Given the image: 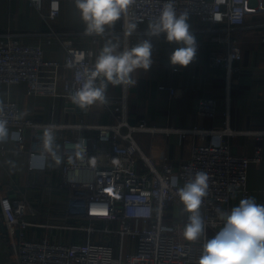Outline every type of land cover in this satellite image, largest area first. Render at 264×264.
Instances as JSON below:
<instances>
[{"label":"built area","instance_id":"1","mask_svg":"<svg viewBox=\"0 0 264 264\" xmlns=\"http://www.w3.org/2000/svg\"><path fill=\"white\" fill-rule=\"evenodd\" d=\"M28 1L38 11H43L45 0ZM167 2L135 0L129 6L127 15L121 17L122 50L135 45L131 40L133 34L157 17ZM173 3L178 14L186 12L188 16L212 25L225 24L219 29L226 36L224 52L213 54L212 61L227 70L229 103L232 77L239 71L234 68V62L242 58L239 46L230 35L234 30L244 28L250 17L264 14V0H173ZM49 4V13L43 17L53 21L60 15V0H49ZM127 23L137 25L131 35L126 33ZM61 42L66 50L63 65L45 61L40 45L24 44L16 36L1 40L0 83L9 86L25 83L30 96L63 97L71 101V94L82 83L77 80V75L93 66L94 53L75 48L70 40ZM77 56L83 59L77 62ZM70 62L71 68L67 66ZM62 66L72 70L71 78L62 77L59 71ZM133 88L134 85H121L118 96L106 97L104 104L113 108L115 124L95 126L97 135L94 137L78 135L63 141V177L71 190L66 211L70 223L47 226L56 231L52 237L29 239L32 223L25 218L26 200L13 202L7 196L0 198L11 246L10 264H197L206 232L223 227L224 221L218 210L229 211L230 202L236 195L247 198L248 170L252 163L261 160V148L247 157L233 154L226 142L205 143L208 137L229 136L232 131L227 128L220 131L200 126L160 129L149 126L144 120L132 124L129 103ZM159 89L168 90L172 97L178 94L172 87L160 86ZM82 109L86 114L90 112L89 107ZM218 111L215 99H200L196 103L197 115L202 119H214ZM0 118L7 120V138L19 143L24 142L27 131H31V137L35 139L51 128L48 124L23 118L18 102L0 101ZM252 133L260 137L264 130ZM157 134L195 136L199 143L192 148L188 160L175 165L164 153V147L158 146L154 153H148L145 142L138 139L140 135L154 137ZM30 156L33 170L36 155ZM198 171L209 178L207 195L202 198L199 209L205 226L204 239L200 242L185 239L183 221L165 223L168 205H183L178 189ZM185 213L188 220L191 213ZM116 224L120 228H116ZM75 231L85 232L86 237L75 241L71 234ZM96 234L119 235L118 256L110 243L94 242Z\"/></svg>","mask_w":264,"mask_h":264},{"label":"crops","instance_id":"2","mask_svg":"<svg viewBox=\"0 0 264 264\" xmlns=\"http://www.w3.org/2000/svg\"><path fill=\"white\" fill-rule=\"evenodd\" d=\"M60 6L59 17L48 21L43 15L49 13V0H45L42 12L28 0H0V41L16 36L24 44L40 45L45 61L62 65L66 56L63 39L70 40L79 50L92 51L94 60L109 42L118 44V51H122V19L106 28L102 35H85L86 26L75 0H60ZM188 23L198 47L194 61L187 67L170 64L169 56L178 45L168 43L163 34L149 36L148 25L133 34L131 40L135 45L144 39L151 41L153 63L148 70L133 73L135 84L129 103L130 122L136 124L144 120L149 126L160 129L200 126L220 131L227 128L232 131L229 136L208 137L205 143L223 141L229 144L233 154L247 157L261 148V160L252 163L248 170L247 198H254L257 204L264 205V135L257 137L252 133L264 130V14L250 17L244 28L234 30L230 35L239 46L242 58L234 62V68L239 71L232 77L229 103L227 70L212 61L213 54L224 52L226 36L219 29L225 24L212 25L191 16H188ZM175 68H178L177 72ZM59 71L63 78L72 76V70L64 66ZM160 86L175 88L177 96L172 97L168 90H160ZM27 92L25 83L10 86L0 83V101L18 102L23 118L48 124L51 128L35 139H32L31 131H27L23 143L11 138L0 142V198L7 196L13 202L26 200L25 218L32 223L28 238L41 240L56 233L47 226L70 223L66 211L71 190L63 177V141L78 135L94 137L97 135L95 126L115 124L117 119L113 108L105 104L89 106L90 112L86 114L81 107L63 97H36ZM120 92L121 85L109 84L106 97H116ZM207 98L218 103L219 111L214 119H202L197 115L196 103ZM49 130L53 136L50 147L46 143ZM139 138L145 142L148 153H154L158 146L164 147V153L175 165L188 160L192 148L199 143L198 137L184 138L179 134H157L151 136L149 142L147 136L140 135ZM32 153L36 155L33 170L30 167ZM242 199L245 198L234 196L229 211ZM176 221H183L185 225L189 222L183 205L170 204L165 223ZM218 231L208 230L206 238L211 239ZM10 257L11 246L0 207V264H10Z\"/></svg>","mask_w":264,"mask_h":264},{"label":"clouds","instance_id":"3","mask_svg":"<svg viewBox=\"0 0 264 264\" xmlns=\"http://www.w3.org/2000/svg\"><path fill=\"white\" fill-rule=\"evenodd\" d=\"M135 0H75L80 17L85 24V35H102L112 27L122 15L126 16L129 6ZM135 23L126 24V33L136 29ZM188 14L177 13L173 0H168L157 17L148 23L147 34L151 37L164 35L168 43L178 45L169 56L173 66L187 67L195 59L197 41L190 30ZM119 45L107 43L96 57L93 66L77 75L82 80L80 88L70 99L81 108L93 104H104L109 84L131 86L135 84L133 73L148 70L153 63V45L144 39L132 47L118 51ZM77 56L76 61L82 60ZM71 68L70 62L67 65ZM8 136L7 120L0 118V141ZM52 132L46 133V143L51 146ZM57 162L59 159L57 158ZM208 175L202 171L194 174L182 188L178 196L186 212L191 213L184 228V237L196 241L205 235L204 221L199 213L202 198L207 195ZM223 227L211 239L205 238L203 251L197 264H264V205L254 198L242 199L230 211H220Z\"/></svg>","mask_w":264,"mask_h":264},{"label":"rangeland","instance_id":"4","mask_svg":"<svg viewBox=\"0 0 264 264\" xmlns=\"http://www.w3.org/2000/svg\"><path fill=\"white\" fill-rule=\"evenodd\" d=\"M151 139V136L150 135H147V141L149 142V140ZM139 141L142 143V140L139 139ZM148 145V144H146ZM116 228H120L119 225H115ZM72 237L74 238L75 241L77 240H80V239H84L86 237V234L85 232H78V231H75V232H72ZM104 236V235H103ZM102 235L100 234H96L93 236V240L95 241V239L97 238H101ZM110 237V236H108ZM96 242V241H95ZM113 247H114V252H115V256H118L119 254V251H120V236L119 235H115L113 236Z\"/></svg>","mask_w":264,"mask_h":264},{"label":"trees","instance_id":"5","mask_svg":"<svg viewBox=\"0 0 264 264\" xmlns=\"http://www.w3.org/2000/svg\"><path fill=\"white\" fill-rule=\"evenodd\" d=\"M95 241H96V243H110L111 245H113V237H108V236L102 235L101 238H97V239H95Z\"/></svg>","mask_w":264,"mask_h":264}]
</instances>
